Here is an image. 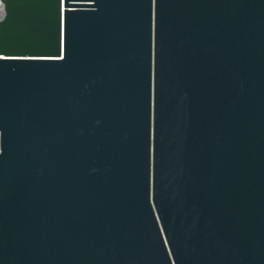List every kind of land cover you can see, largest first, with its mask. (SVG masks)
I'll return each instance as SVG.
<instances>
[{
	"label": "water",
	"instance_id": "95a60500",
	"mask_svg": "<svg viewBox=\"0 0 264 264\" xmlns=\"http://www.w3.org/2000/svg\"><path fill=\"white\" fill-rule=\"evenodd\" d=\"M0 264H264V0H0Z\"/></svg>",
	"mask_w": 264,
	"mask_h": 264
}]
</instances>
